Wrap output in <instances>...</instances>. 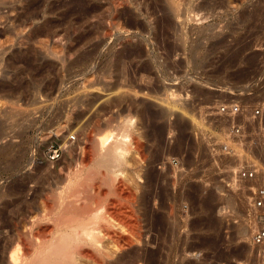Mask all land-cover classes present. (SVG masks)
I'll return each mask as SVG.
<instances>
[{
	"label": "rangeland",
	"instance_id": "obj_1",
	"mask_svg": "<svg viewBox=\"0 0 264 264\" xmlns=\"http://www.w3.org/2000/svg\"><path fill=\"white\" fill-rule=\"evenodd\" d=\"M116 97L121 106L101 110ZM134 101L168 116L153 122L163 127L156 144L134 118L144 148L159 147L150 165L157 174L152 210L164 213L174 202L176 218L161 226L159 241L185 238L184 247H195L185 261L194 264H264V249L250 241L257 221L248 216L251 189L264 184V0H0V203L24 207L21 231L37 238L49 220L30 232L25 221L35 207L45 202L47 212L58 211L74 161H95L88 153L96 114L105 130L108 117L115 126L132 114ZM179 122L186 130L180 147ZM51 144L60 150L56 160L47 155ZM76 145L89 152L80 155ZM132 154L120 178L141 193L150 166ZM250 166L258 179L240 181L238 168ZM110 199L125 203L115 193Z\"/></svg>",
	"mask_w": 264,
	"mask_h": 264
},
{
	"label": "bare ground",
	"instance_id": "obj_2",
	"mask_svg": "<svg viewBox=\"0 0 264 264\" xmlns=\"http://www.w3.org/2000/svg\"><path fill=\"white\" fill-rule=\"evenodd\" d=\"M119 98L120 97L116 100H110L111 102H107L108 104L105 106L103 105L101 110L105 112L109 111L113 106H121V100H118ZM122 98L126 100L125 97L122 96ZM128 106L132 109L130 112L135 114L125 113L126 115L122 117L121 120L119 119L118 123L115 121L117 123L115 126H112L114 119L111 120V116H107L110 119H108L107 122L104 121V127H107L105 130L102 129L98 123L100 116L96 114L95 126L98 128V131L94 129L97 132L93 131L92 135H89L90 137H95L94 133H96V137L92 138V141L89 140V142H91L90 144H92V150L90 152L86 148V145L71 147L73 150L76 147L77 149L79 148L80 151L77 152H79L80 155L85 153L87 149L89 152L87 153L91 155L94 154V158L96 159L94 161V158H92L91 160L94 162L92 163L91 161L92 164L88 166V163L86 162L85 165L83 160L86 158H82L79 154V163L76 162L77 159H74L76 163V165L74 164L75 169L70 170L68 173L67 178H69V180L67 184H65L66 188L64 187L65 189H63L65 195L60 197L61 199L58 202L59 207H56L58 211L53 209L51 212H47L46 207L48 208V206L44 202L41 207H35V210L32 211V217L29 215L25 224L29 226L28 230L30 232L35 230L33 227L38 224L35 223L39 219L40 221L42 218H48L49 220L48 223L45 222L47 226L41 230L38 228V231L36 230L34 234V236L37 237L35 238L37 240L36 247H32V245H35V239L33 238V240H31L27 238L29 235H27V232L21 231L22 228L20 229L18 223L19 217L25 219L27 217L24 207L15 208L16 205L13 201H3L0 203V264H169V260H171L170 256L174 253L173 247L178 246H180V248L175 251V253H177L179 260L176 264L195 263L190 260L188 262L185 261V254L187 251H192L195 248L194 245L188 244L184 247L185 238H178L180 240V245L178 243L173 245L171 242L172 240H169V237L166 238L167 236H162L163 241H159L160 236L164 233L161 226L164 227L166 223H169L170 219L173 220L176 218L174 214V202L172 201L173 204L170 202L164 204L166 205L164 207L166 211L163 209L164 213L155 212L152 210L151 206V201L155 196L154 185L157 180V174L150 165L158 161L157 151L159 147L157 148L155 146V140L158 137V129L159 132L163 129L162 126H156L153 122H157V119L160 120L164 116L166 117L167 111L154 110L143 102L134 101L132 107L130 105ZM125 108L128 109L127 106ZM119 109L121 108H118V110ZM124 111L126 112V110H123V112ZM170 111L171 110H169V112ZM116 113H118L117 115L121 114L119 112ZM101 114L102 113H100V115ZM93 116L91 117L92 119ZM118 118H120V116ZM134 118L142 121L140 123L147 128L146 136L148 140H152V143L153 141L155 142L152 149L144 148L146 145L144 146L141 142L140 135L137 137L134 136V129L136 128V126H134ZM148 122H151V125H147ZM180 122L176 124L179 125V131H181L177 138L179 147L183 145L186 137L185 122H182V124H180ZM135 132L137 133L138 131ZM84 140L83 138V141ZM79 143L78 145H80ZM83 143L86 144V141L82 142V144ZM156 148L158 150H156ZM131 153L141 161V164L143 162L146 163L147 166H150L144 173L141 171L140 167L134 169L137 176H141V172L144 174L145 183L143 185H145V187H143L144 190L141 193H135L136 191L126 189L123 184L124 182L122 183V178H120V173L122 174L124 167L130 163L131 159L129 160V154ZM82 160L83 162H81ZM163 163H165V161L162 162V166L164 167ZM169 164L172 165L171 161ZM76 186H81L82 189H78ZM102 186L107 188L105 191H108V194L102 192ZM71 187L72 189H70ZM87 188H89V190L91 188L94 193L93 196L95 194L96 196L91 197L92 195H88L89 192ZM203 189H205V187ZM114 193L121 195L124 199L125 203L122 206H120L121 203L117 201V199L108 200V195ZM191 197L194 202L197 201V194L191 195ZM200 197L201 196H199V198ZM210 201L209 198H206L202 200V205L200 206L202 208L209 207ZM197 204L198 203H196V205ZM13 205H15V209L11 208ZM25 205L27 209L34 208L31 201L25 202ZM9 208H11V210H9ZM172 222L173 221H171V223ZM172 227V230L173 228L175 229V225L173 228ZM168 231L170 232V228ZM170 233L174 235V232L172 233L171 231ZM167 234L169 233L167 232L166 235Z\"/></svg>",
	"mask_w": 264,
	"mask_h": 264
},
{
	"label": "built area",
	"instance_id": "obj_3",
	"mask_svg": "<svg viewBox=\"0 0 264 264\" xmlns=\"http://www.w3.org/2000/svg\"><path fill=\"white\" fill-rule=\"evenodd\" d=\"M255 113L258 114L259 110H256ZM236 132H239V128H236ZM47 155L50 160H56L60 155V150L51 144L47 149ZM237 172L240 181L250 182L256 181L261 173L255 166L239 167ZM251 194L252 203L248 216L257 223L252 229L250 241L252 245L264 249V184L261 187L251 189Z\"/></svg>",
	"mask_w": 264,
	"mask_h": 264
}]
</instances>
